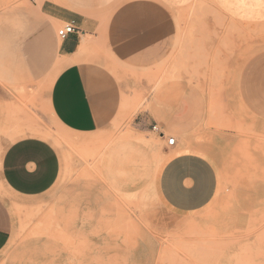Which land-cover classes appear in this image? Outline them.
<instances>
[{
    "label": "rangeland",
    "instance_id": "rangeland-1",
    "mask_svg": "<svg viewBox=\"0 0 264 264\" xmlns=\"http://www.w3.org/2000/svg\"><path fill=\"white\" fill-rule=\"evenodd\" d=\"M143 18V59L116 58L103 42L85 49L105 123L79 134L48 106L61 70L49 19L31 0H0V164L28 136L52 142L62 162L50 191L14 200L0 264H264V21H235L212 0L171 13L146 0ZM171 136L211 145L221 198L163 232L156 181Z\"/></svg>",
    "mask_w": 264,
    "mask_h": 264
},
{
    "label": "crops",
    "instance_id": "crops-1",
    "mask_svg": "<svg viewBox=\"0 0 264 264\" xmlns=\"http://www.w3.org/2000/svg\"><path fill=\"white\" fill-rule=\"evenodd\" d=\"M197 1L155 0V3L171 13ZM212 1L235 21H264V0ZM35 3L49 19L57 52L56 66L61 68L49 90L50 112L55 121L69 131L94 133L105 121L96 105L97 88L90 86L86 76L85 49L103 42L109 47L113 44L116 58L143 59L146 0H36ZM71 22L77 32L58 40L55 26ZM124 27H136L138 33L129 36ZM179 142L180 145L169 146L165 151L156 181L158 196L170 214L159 229L163 232L180 231L199 221L198 216L221 198L211 145L204 144V152H201L187 147L181 139ZM61 171L60 153L49 140L28 136L6 147L0 164V182L5 190V194L0 191V253L8 246L15 224L14 200L43 196L58 182ZM142 250L144 248L137 246L136 251ZM136 264L144 263L136 258ZM217 264H230V261L224 258Z\"/></svg>",
    "mask_w": 264,
    "mask_h": 264
},
{
    "label": "built area",
    "instance_id": "built-area-1",
    "mask_svg": "<svg viewBox=\"0 0 264 264\" xmlns=\"http://www.w3.org/2000/svg\"><path fill=\"white\" fill-rule=\"evenodd\" d=\"M32 2H36V0H31ZM77 32V28L73 22L64 24L59 30H58V36L61 39H65L70 34H73ZM154 130L159 131L160 136L165 137V133L161 131L158 127V125L153 126ZM177 142V139L173 136L168 138V144L170 146H174Z\"/></svg>",
    "mask_w": 264,
    "mask_h": 264
},
{
    "label": "bare ground",
    "instance_id": "bare-ground-1",
    "mask_svg": "<svg viewBox=\"0 0 264 264\" xmlns=\"http://www.w3.org/2000/svg\"><path fill=\"white\" fill-rule=\"evenodd\" d=\"M212 54V53H211ZM212 56V55H211ZM127 136H129V135H127ZM130 137V136H129ZM142 138V137H141ZM174 259V258H173ZM179 260V259H178ZM178 262V261H177ZM186 263H188V264H193L192 262H186Z\"/></svg>",
    "mask_w": 264,
    "mask_h": 264
}]
</instances>
